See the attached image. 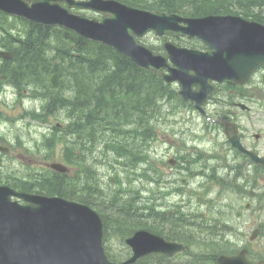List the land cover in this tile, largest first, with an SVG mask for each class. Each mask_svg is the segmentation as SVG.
<instances>
[{"label": "water", "instance_id": "obj_1", "mask_svg": "<svg viewBox=\"0 0 264 264\" xmlns=\"http://www.w3.org/2000/svg\"><path fill=\"white\" fill-rule=\"evenodd\" d=\"M29 1L31 5L23 0H0V9L38 24L64 25L89 40L116 49L139 67L163 77L168 84L179 82V97L192 101L200 111L214 90L212 82L242 84L264 63V27L235 16L190 20L137 11L122 5L108 10L109 2L102 0L87 4L69 3L70 7L92 8L106 13L108 17L98 23L74 17L69 12L56 11L58 2L64 0ZM111 5L115 8V3ZM181 21L187 26L182 27ZM150 30L160 34L174 32L177 36L196 34L205 39L212 54L189 52L167 44L168 58L175 67L170 68L166 58L154 56L133 37V34L142 37ZM164 69H168V75L161 73ZM194 85L198 87L197 91L193 90ZM234 132L230 138L232 145L257 161L254 153L242 148L236 129ZM53 168L67 171L61 165ZM12 196L27 204L11 201ZM102 240V220L89 207L58 198L17 194L0 187V264H111L104 255ZM127 243L134 252L130 263L152 253L174 255L183 250L179 244L146 232H139ZM239 262L234 258L230 263Z\"/></svg>", "mask_w": 264, "mask_h": 264}, {"label": "flooded vegetation", "instance_id": "obj_2", "mask_svg": "<svg viewBox=\"0 0 264 264\" xmlns=\"http://www.w3.org/2000/svg\"><path fill=\"white\" fill-rule=\"evenodd\" d=\"M184 2L187 6L188 0ZM0 48L2 51L12 52L11 60L5 62L0 60V98H3L9 89L14 90L13 82L16 77L14 59L20 58L18 53L21 50L30 51L32 48L18 45ZM204 51L207 49L204 48ZM258 73H262L264 81V66L257 70L254 76ZM242 88L245 89L246 85L238 87L217 84L215 93L217 98L214 96L204 103L205 115L198 113V117L206 118L210 114L213 116V120L206 124L213 131L211 136L213 144L212 148L203 146L199 148L201 154L197 155L195 163L202 167L201 175H208L210 169L217 172V178L213 177L217 181L218 191L217 243L219 247L226 244L231 247L228 252L221 255L237 256L241 251H245V258L249 264H264V166L255 164L234 149L225 133V129L232 123L237 124L243 145L264 157V131L260 133L252 130L256 124L264 125V94H256L255 97L245 96L241 93ZM222 92L232 93L230 96L227 93L223 98ZM26 94V91L23 94L17 92L15 104H9L4 99L0 103V146L7 149L0 152V170L5 167L12 171L7 172L10 175L4 184L13 186L22 182L33 191L36 184L38 186L44 184L43 174L46 165L58 157L56 152L52 158L51 155L47 156L46 133L52 138L49 146H55L54 138L58 135L52 127L46 132L41 108L36 103L32 104L31 99H24L23 95ZM236 95L239 97L236 98ZM27 97L36 98V95L27 94ZM26 101L28 105L25 104ZM240 104H245L248 109L238 107ZM16 107L21 109L16 111L14 110ZM176 169L178 171L175 175L178 176L190 173L186 165L178 166ZM35 172L38 174L35 175ZM238 189L240 192H237ZM230 194L236 196L239 204L235 206L225 204ZM224 209H227L225 213ZM221 219L225 225L221 224Z\"/></svg>", "mask_w": 264, "mask_h": 264}, {"label": "trees", "instance_id": "obj_3", "mask_svg": "<svg viewBox=\"0 0 264 264\" xmlns=\"http://www.w3.org/2000/svg\"><path fill=\"white\" fill-rule=\"evenodd\" d=\"M125 1L134 6L137 5L139 7L151 9L158 8L169 13L178 10L176 8L177 3L166 0L155 3L151 0ZM214 4L215 3H211V7H214ZM231 4L232 3L224 5L223 2L217 1V12L210 11L208 13L224 14L226 10L229 12ZM263 6L264 0H236L233 4L234 9L258 22H263L262 14L264 12L259 11L256 13L253 12L252 9L256 7L261 9ZM30 29L35 31L30 32L31 36H29L28 41L25 43L32 48V51L30 50L29 53H38L42 49L46 52L50 45H56V48L59 50L58 53L60 52L63 61L68 64H77L73 69L75 75L70 74L69 78L80 81L78 89L81 90H79V92L77 90L74 91L72 95L68 97H62L63 102L62 104L60 103V107L68 118L72 117L74 112H78L82 125L78 126L76 133L81 139L80 142L85 146L90 145L89 148L94 151L103 148L104 154L107 157V152L112 153L114 155L112 164H117L121 168L131 167L135 169L138 166L150 164L151 158L148 153V148L155 136L153 123L156 114L150 112L149 107H151L150 104L154 100L155 92L167 96L168 89L164 87L162 81L151 73L138 69L128 58L118 54L111 48L96 43H89L75 35L71 36L70 33H66L61 44H58L59 35H56L55 38L53 36L44 37L43 31H47L46 29L34 25H31ZM57 36H59V38ZM36 48L38 49L34 50ZM47 69H49V67L45 70ZM63 70L68 72L65 69ZM90 74L94 75V81L99 84L94 83L89 92L86 89L89 87V82H87L89 77L87 75ZM108 80L113 81V85L116 87H121L119 88L120 91L116 93L118 99L113 97L116 104L109 109L105 108L106 102L103 99L104 91L101 92L96 89L97 86H101V88L105 86V82ZM122 82L132 84L137 82L136 85L140 87L142 92L139 96L137 92V97H135L134 92L127 90L125 83ZM64 83L65 81H63V84ZM136 98L139 99L140 105L146 108L147 111H138L136 107H131L128 104L135 102L138 105ZM86 121L88 122L86 123ZM66 128L67 132L71 129V122L68 123ZM69 138L70 136L68 135H63L62 138L66 141L67 147L69 145ZM115 155L118 158H116ZM94 159L97 163H102L101 160H98V157H93V160L86 159L83 162L88 169V176L85 178L83 186L88 187V191L91 193L93 190L92 188L96 184H99L98 175H96L97 171L96 173H92V176L89 174V170H94V167H89V165L93 164L91 161H94ZM134 175V177L130 178V182H133L137 178H145L150 185V182L154 179L153 175L150 174V166L142 169L139 173L135 172ZM156 180H158L157 183H161L160 178ZM52 182L53 181H51V183ZM73 182L72 178L68 175H58L54 179V185L46 188L45 194L57 195L92 206L99 210L108 226L111 220L108 218L110 215L108 208L116 205L140 208L135 206H140L141 202L151 203L150 198L140 195L138 191L129 192L131 196L121 192H117L116 195L109 197L106 195L97 197L86 196L80 191V193L77 194ZM118 183L122 185L123 182L118 179ZM98 192L102 193L99 190ZM112 218L121 224V228L127 227L134 229L137 227L134 220L124 222L123 219H125V216L117 215Z\"/></svg>", "mask_w": 264, "mask_h": 264}, {"label": "rangeland", "instance_id": "obj_4", "mask_svg": "<svg viewBox=\"0 0 264 264\" xmlns=\"http://www.w3.org/2000/svg\"><path fill=\"white\" fill-rule=\"evenodd\" d=\"M230 2L232 4H231V8H230L229 12L237 13V10L234 9V7H233V4L235 3V1H230ZM194 6H196V7H194L195 10H198V9L205 10L208 8V4H207L206 0H198L194 4ZM170 37H172V36L171 35L167 36V38H170ZM145 42L147 44H150V45L153 44L156 46H157V44H160L158 38L155 35L148 36L145 39ZM49 54L52 55V52H49ZM32 55H33V53H27L26 57L30 58V57H32ZM58 61H60V65L58 67L60 72L66 74L68 76H70V74L75 75L73 70L71 73H70V71L65 72L63 70L65 62H62L59 59H58ZM41 69H42V66L40 65V71H41ZM51 76H52V74L48 76V80ZM87 76L89 78H92L95 80V77L93 74H90ZM27 82H29V81H27ZM251 83H252L253 89L251 90V88H250V90H251V93L253 95L264 94V82H263V78H262V73H258L257 75H255L253 77ZM93 84H89V87L86 90L90 92L91 86ZM13 88L20 90V91H24V89H21L19 82H13ZM103 88H104V86H102V88H101V86L96 87V89L100 90L101 92L104 91ZM15 93H16L15 90L9 89L6 96L3 98H0V103H2V99H4L9 104L14 103V101L16 99ZM227 93L228 92L222 93V97L224 98ZM215 97L217 98V95ZM53 98H54V99H52L53 100V106H54L53 108L58 110L59 108H61L60 105L63 102L62 97L54 96ZM14 110L18 111V108L16 107ZM210 110H213V109L210 108ZM168 113H170L169 107H166V108L164 107L162 110V114L159 117V119L155 120L153 123V131L155 133V137L157 135V140L151 142V144L148 148V153H149V156L151 154L152 159L154 161H156V160L161 161V162L164 161L165 163L168 164V160L171 158H175L176 157L175 155L187 154L188 152L185 151L184 143H181V142H185V144L188 143V146H190L191 141H192L190 137L192 135L203 137L204 141L200 142V145L203 147L212 148L213 143H211V140L209 139L210 136L204 134V132H203L204 128L202 125H204L203 124L204 120L202 118H198V116H196V115L193 117H190V114H188L187 110H179L174 115H168ZM209 116L213 120V116L211 114ZM63 118H64V116H63V114H61V121L63 120ZM252 130L254 132H260L261 133V131H264V125L262 126V125L256 124V126L254 128H252ZM171 131H173L176 135H173V132L170 133ZM193 143H194V141H193ZM63 146L64 145L62 144V148H63ZM148 166H150V164L138 166L137 168H135V170H136V172L139 173L142 169L148 168ZM170 166L171 165H169V167L160 165L159 167L162 169V171L165 174L173 175L178 170L177 169H171L172 167L170 168ZM35 169H37V167ZM40 169H43V168L40 167ZM9 171H10L9 168L8 169L2 168V170L0 172V176H2L4 178H8L10 173L8 174L7 172H9ZM10 172H12V171H10ZM105 172H106V170H105ZM106 174H107V177H109L111 172H107ZM126 175L127 174L125 173V171L121 170L119 179H122L123 187L126 188L127 191H130V189L137 190L140 193H141V191H146L147 192L145 194L146 198H149L152 196V190L154 188H152V186L148 184V181L145 178H137L130 184L127 180ZM183 176H187V175H183ZM182 179H180L179 181L182 182ZM199 183H201V182L196 181V180L192 181V182H190L189 187L193 188L194 190H197V188L199 187ZM100 186L102 189H104V191L106 193H109L111 191L118 189V187L114 185V182H112L111 180H109V178H106V177H104V181H102ZM214 193L216 194V191ZM186 196H187L186 194H183V198H186ZM171 200L172 199L169 198V201H171ZM206 200H208V199H205L204 197L199 195L198 192H195L193 195L192 205H197V204L205 205ZM215 201L213 202V205H215ZM225 204L227 206H231V205L235 206V205L239 204V201L237 200L235 195L230 194V195H228V198L226 199ZM226 210L227 209H224V212H226ZM110 223H111L110 225L114 226V229L117 230V232L114 231L115 236H114V238H112L109 241L110 243L107 245H108V247H111L113 253L117 257H121L124 254H127L128 250H129L124 243L125 242L124 239L125 238L127 239V237H126L127 231H124L125 229H122L120 227L121 224L118 221H116L115 219H111ZM224 223L225 222L222 220L221 224H224ZM192 250L195 252H200V249L198 247H195ZM208 264H215V263L209 262Z\"/></svg>", "mask_w": 264, "mask_h": 264}, {"label": "bare ground", "instance_id": "obj_5", "mask_svg": "<svg viewBox=\"0 0 264 264\" xmlns=\"http://www.w3.org/2000/svg\"><path fill=\"white\" fill-rule=\"evenodd\" d=\"M45 53L42 51H39L38 53H33L32 57L30 58H25L20 66L15 70V76L22 81H25L29 79V82H35L37 84L38 89L43 91V96H42V102L41 106L44 107L46 103H48L50 100L54 99V96H59V97H68L70 96L74 91H76L79 86H80V81L76 79H71L69 78L68 75H64L63 78L65 80V83L62 85V87L54 91L45 81L44 74L40 73V65L42 68L45 67L46 64V59H45ZM125 83V87L127 90H131L134 92L135 97L142 92L140 87H137V82L134 84L132 83H127V82H122ZM113 81L108 80L105 82L104 86V92H103V99L106 102L105 108L109 109L110 107L112 108L113 105H115V101L113 100V97L118 99V95L116 93L120 91L119 88L121 87H114ZM138 92V93H137ZM137 93V95H136ZM138 105L135 102L128 103L131 107H136L138 111H147L146 108H143L140 105L139 99H137ZM169 98L165 95L159 94V93H154V100L151 102V107H149V111L157 114L158 110L160 107L164 106L166 103H168ZM151 119V118H150ZM74 133L70 132L68 133V136H70L68 143L72 146L77 145L80 142V137L74 136ZM107 155L109 153L107 152ZM210 176L217 178V172L215 169H210L209 170ZM233 176V175H232ZM227 178V177H224ZM230 178V177H229ZM244 185L246 182L243 183ZM171 187L174 188L175 191L179 190V187L171 183ZM171 193V191H168ZM237 192H240L239 189ZM190 206V203H185V212ZM132 207V206H131ZM109 212V219H112L113 216H135V217H144L146 215V211L143 209L138 210L135 215H132L131 208L129 206H120L116 205L113 207L108 208ZM184 212V213H185ZM183 213V214H184ZM116 214V215H115ZM174 222L177 224L178 228L180 231L184 230V227H188L191 224H196V229L192 232H185V235L189 237V243L194 246V247H201V245L206 241V238L204 237L203 234V229H204V224L200 221L195 220L194 218L191 217H185V216H180L174 220ZM111 224V223H110ZM114 228H111V231H113ZM219 239V237H217ZM155 264H185L184 262H167V261H158Z\"/></svg>", "mask_w": 264, "mask_h": 264}]
</instances>
